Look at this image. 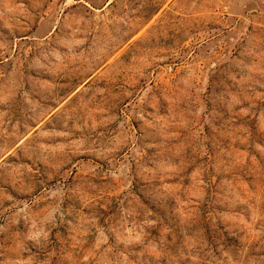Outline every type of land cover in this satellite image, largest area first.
<instances>
[{"label":"rangeland","instance_id":"rangeland-1","mask_svg":"<svg viewBox=\"0 0 264 264\" xmlns=\"http://www.w3.org/2000/svg\"><path fill=\"white\" fill-rule=\"evenodd\" d=\"M0 264H264V0H0Z\"/></svg>","mask_w":264,"mask_h":264}]
</instances>
